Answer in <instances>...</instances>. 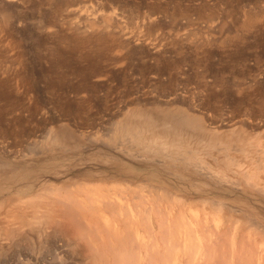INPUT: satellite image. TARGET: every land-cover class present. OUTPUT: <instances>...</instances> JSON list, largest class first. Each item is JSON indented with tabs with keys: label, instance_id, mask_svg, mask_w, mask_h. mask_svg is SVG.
Instances as JSON below:
<instances>
[{
	"label": "rangeland",
	"instance_id": "374dc122",
	"mask_svg": "<svg viewBox=\"0 0 264 264\" xmlns=\"http://www.w3.org/2000/svg\"><path fill=\"white\" fill-rule=\"evenodd\" d=\"M186 114L199 124L180 126ZM126 129L142 142L148 130L177 131L197 155L193 164L208 169L158 160ZM88 190L113 207L79 208L74 220L88 218L83 226L72 222L77 206L61 200L89 204ZM141 204L165 218L171 211L183 226L171 214L160 223L137 217V226L126 209ZM156 225L179 230L177 246L193 230L196 255L184 264L202 257L190 243L196 236L223 253L212 264H228L233 248L264 256V0H0V264H95L122 238L135 247V229L150 245L163 241L168 232ZM179 246L160 248L170 257L158 258L180 259Z\"/></svg>",
	"mask_w": 264,
	"mask_h": 264
},
{
	"label": "bare ground",
	"instance_id": "6f19581e",
	"mask_svg": "<svg viewBox=\"0 0 264 264\" xmlns=\"http://www.w3.org/2000/svg\"><path fill=\"white\" fill-rule=\"evenodd\" d=\"M75 1V0H74ZM57 7V6H56ZM58 9V8H57ZM182 114V113H181ZM147 120V119H146ZM201 120V119H200ZM199 117H196V116H194V115H189V114H186V116H182L181 118H179L178 120H176V122L181 126V125H183L184 123H189V124H191V125H193V128L195 127V124H199ZM169 122H170V120H169ZM169 122H167V120H165V121H162V124L163 125H169ZM174 122V121H173ZM168 123V124H167ZM175 123V122H174ZM161 125V124H160ZM163 127V126H162ZM173 127V126H172ZM127 128H129V127H127ZM191 128H192V126H191ZM168 129V128H167ZM177 129H178V127H177ZM197 129H199V131H201L202 132V130H204L200 125H198V128ZM121 130H122V128H121ZM120 130V131H121ZM181 130V129H180ZM194 130H196V129H194ZM169 131V130H168ZM175 131V130H174ZM184 131V130H183ZM126 132H127V134H128V136L130 135L132 138H130V140L131 139H133L135 142L134 143H137V145H138V143L139 144H141V146H142V148H141V150H144V148H145V150L146 149H148L147 151H148V153H149V151L152 153H149V154H151L152 156L154 155V156H156V157H158V160H159V157L160 158H163V159H165L166 161H171L170 163H172V162H174V161H177V162H181V165H182V163H183V165H185V164H187V165H192V167L194 166V165H196V166H194V167H196V170L195 171H197L198 169H199V171L198 172H200V169H202V170H204L207 166H205V168L203 167V165H202V163H199V164H193V163H195V162H197V155H196V153L194 152V150L193 149H191V147H190V145H189V143H183L182 142V140L179 138L180 136H178V134H177V131H176V133H172V136L170 137V135H171V133H167V134H165V132L164 131H162V132H159V131H157V134H155L156 133V131H155V133H154V130H152L151 132H150V130H148L147 132H148V134H149V139H148V141L145 139V141H141V140H143L144 138H145V136L144 137H142L141 136V134L139 133V131H137L136 129H126ZM159 132V133H158ZM166 132H167V130H166ZM160 133H162V134H160ZM179 134H181L180 132H179ZM206 136V135H205ZM109 138H111V137H109ZM117 138V137H116ZM121 138V137H120ZM126 138V137H125ZM124 138V139H125ZM128 138V137H127ZM141 138H143V139H141ZM123 139V138H122ZM123 139V140H124ZM129 139V138H128ZM109 140V139H108ZM121 140V139H120ZM129 140V141H130ZM139 141H141V143L139 142ZM147 141V142H146ZM145 142V143H144ZM217 142V141H216ZM215 142V144H217ZM118 143H120V142H118ZM126 143V142H125ZM107 144V143H106ZM110 144V143H109ZM127 144H129V143H127ZM117 145V144H116ZM134 146V145H133ZM117 147V146H116ZM111 148V147H110ZM222 148H227V147H222ZM131 149V148H130ZM144 150V151H145ZM136 152V151H135ZM132 153V152H131ZM145 153V152H144ZM138 156V155H137ZM153 158V157H152ZM155 159H157V158H155ZM152 160V159H151ZM201 160V159H200ZM199 159H198V161H200ZM179 162V163H180ZM178 163V164H179ZM203 163H204V161H203ZM177 164V167L179 166ZM169 165V164H168ZM180 165V166H181ZM182 165V166H183ZM204 165H207V163H205ZM190 167V166H189ZM204 168V169H203ZM260 168V167H259ZM207 169H208V167H207ZM207 169H206V171H207ZM262 169H263V167H262ZM250 184V183H249ZM249 186V185H248ZM250 187V186H249ZM251 187H252V185H251ZM61 190V189H60ZM157 190V189H156ZM76 191V190H75ZM158 191V190H157ZM43 192V191H42ZM51 192V191H50ZM56 192H58V191H56ZM55 192V193H56ZM74 192V191H73ZM82 192H86V191H82ZM101 192V191H100ZM100 192H98V190H94V191H92V190H88L87 191V197H88V203L89 204H87V203H85V200L84 199H82V200H80L81 198L79 197H77L79 200L78 201H76L75 200V197L74 198H72V196L70 197L69 195H67V196H69V197H67V196H65L66 198H68V199H66L64 196V200H61L60 198V200H61V202L63 203L64 201H69V203H70V201H71V204L70 205H68V206H73L74 204V206L77 208H75V212H76V214H77V211H78V209L79 208H81V209H83V210H86V211H91V210H94V209H92V207L93 208H95V206H97V207H103V206H106L108 209H110V208H112L113 206H111L110 207V205L111 204H109V202L111 201H109V202H107V200H109V198H107V196H106V194L105 193H100ZM44 193H46V192H44ZM59 193V192H58ZM135 193H137L136 191L134 192V194ZM51 194V193H50ZM71 194V193H70ZM79 194V193H78ZM93 194V195H92ZM138 194V193H137ZM167 194V193H166ZM53 195H55V194H53ZM80 195V194H79ZM82 195V194H81ZM133 195V194H132ZM132 195H130V196H132ZM140 195V194H139ZM159 195V194H158ZM162 195H165V194H162ZM48 196V195H47ZM136 196H138V195H136ZM165 196H167V195H165ZM37 197V196H36ZM40 197V196H39ZM84 197H86L85 195H84ZM112 196H110V198H111ZM134 197V196H133ZM141 197V196H140ZM161 197V196H160ZM169 197V196H168ZM174 197V196H173ZM172 196H171V198L172 199H174ZM30 198V197H29ZM46 198V197H45ZM58 198V197H57ZM62 198V197H61ZM135 198V197H134ZM142 198H143V196H142ZM40 199V198H39ZM41 199H43V198H41ZM132 199V198H131ZM137 199V198H136ZM140 199V202H141V198H139ZM167 200H168V198H166ZM179 199V198H178ZM46 200V199H45ZM121 200V199H120ZM143 200H145V202L147 201L148 202V200H146L145 198H143ZM29 201V200H28ZM137 201V200H136ZM136 201H134V203L136 202ZM152 201V200H151ZM171 202H172V200H170ZM169 201V202H170ZM58 202V201H57ZM60 202V201H59ZM60 202V203H61ZM73 202V203H72ZM83 202H84V204H83ZM87 202V201H86ZM28 203V202H27ZM32 203V202H31ZM30 203V204H31ZM44 203H46V202H44ZM61 203V204H62ZM65 203V202H64ZM69 203H67V204H69ZM110 203H112V202H110ZM118 203V207L120 208V206H119V202H117ZM131 203H133V201L131 202ZM137 203V202H136ZM141 203H144V201L143 202H141ZM151 203V202H150ZM154 204H155V202H153ZM158 203H159V199H158ZM21 204V203H20ZM99 206H98V205ZM102 204V205H101ZM168 204V203H167ZM166 204V205H167ZM23 205V204H22ZM25 205V204H24ZM113 205V204H112ZM126 205V204H125ZM138 205V204H137ZM137 205L134 207V205L133 206H131V209H130V212L129 211H127L128 209H126V212H128L129 214L127 215V216H130L132 219H133V222L135 223V219L137 220V219H139L140 217L142 218V217H144L145 216V218L146 219H152V217L153 218H155L156 219V221L155 222H159L160 220L162 221V218H164V221L168 218H170L171 219V217H173L172 216V214L170 213L171 211H169L168 212V216H167V214H166V216H167V218H165V215H164V213H162V211L160 210V207H159V209H156V208H158V207H155V209H153L152 210V208H150V206H144V207H142V204L141 205H139L141 208L139 209V210H137ZM153 205V204H152ZM157 205V203L155 204V205H153V206H156ZM171 204H169L168 205V209H169V206H170ZM26 206V205H25ZM68 206H65V205H63L62 207L65 209V212H63L64 214L66 213L67 214V210H69V208H67ZM160 206V205H159ZM101 207V208H102ZM124 207V206H123ZM146 207V208H145ZM149 207V208H148ZM165 207V206H164ZM34 208V207H33ZM73 208V207H72ZM71 208V209H72ZM91 208V209H90ZM125 208V207H124ZM143 208V209H142ZM67 209V210H66ZM80 209V211L82 212V210ZM87 209H89V210H87ZM114 209V208H113ZM113 209L111 210V211H113ZM115 209H117V208H115ZM121 209V208H120ZM58 210V209H57ZM73 210V209H72ZM103 210H106L105 209V207H104V209ZM156 210V211H155ZM162 210H164V209H162ZM166 210V209H165ZM61 211H63V210H61ZM85 211V212H86ZM110 211V212H111ZM167 211V210H166ZM97 212H99V211H97ZM121 212H123V210L121 211ZM164 212V211H163ZM62 213V212H61ZM91 213V212H90ZM95 213H96V211H95ZM124 213V212H123ZM163 215H162V214ZM176 213V212H175ZM75 214V217L73 218L72 217V215L70 214H68L70 217H72V222L74 221V223H79L80 224V221L82 222V220H78L77 222L75 221L76 220V216H78V214H79V212H78V214L76 215ZM102 214V213H101ZM118 214V213H117ZM125 214V213H124ZM171 214V217H169V215ZM178 214V213H177ZM194 214V213H193ZM56 215V214H55ZM60 215H62V214H60ZM88 215H89V213H88ZM95 215H99V214H95ZM113 215V214H112ZM122 215V214H121ZM141 215V216H140ZM163 217H162V216ZM178 215H180V214H178ZM74 216V215H73ZM105 216H106V214H105ZM176 216V215H175ZM174 216V217H175ZM181 216V215H180ZM179 216V217H180ZM50 217V216H49ZM79 217V216H78ZM129 217V218H130ZM137 217H139V218H137ZM161 217V218H160ZM173 217V218H174ZM177 217V219H179L178 218V216H176ZM175 217V218H176ZM191 217H193V215L191 216ZM103 218V217H102ZM172 218V219H173ZM175 218H174V220H175ZM180 218H182V217H180ZM183 218H184V216H183ZM52 219H54V217L52 218ZM51 219V220H52ZM75 219V220H74ZM83 219V218H82ZM88 219V218H87ZM87 219H85L84 221V223H82V224H80V225H83V224H88V221H87ZM104 219V218H103ZM105 219H107V217L105 218ZM105 219H104V221H103V224L105 223V222H108V221H105ZM110 219V218H109ZM154 219V220H155ZM176 219V220H177ZM192 219V218H191ZM47 220H49V218L47 219ZM57 220V219H56ZM140 220V219H139ZM144 220V219H143ZM142 220V221H143ZM174 220H173V222H174ZM186 220V219H185ZM197 220V219H196ZM201 220V219H200ZM55 221V220H54ZM112 221V220H111ZM141 221V220H140ZM149 221V220H148ZM170 221V220H169ZM179 222H180V219L178 220ZM182 221V220H181ZM56 223H57V221H55ZM129 222V221H128ZM128 222H127V224H128ZM139 222V221H138ZM137 222V223H138ZM163 222V221H162ZM165 222H167V221H165ZM172 222V221H171ZM185 222V221H184ZM205 222V221H204ZM132 223V222H131ZM137 223H135V224H137ZM160 223V222H159ZM159 223H156L157 225L159 224ZM169 224H170V222H168ZM168 223H166V224H168ZM182 222H180V224H181ZM200 223H203V222H200ZM58 224V223H57ZM75 225V226H78V225ZM108 223H106V225H107ZM111 224V223H110ZM133 224V223H132ZM135 224H133V227L135 226L136 227V225ZM141 226H142V224L141 223H139ZM146 224L148 225V222H146ZM165 224V225H166ZM179 224V223H178ZM184 224H186V222L184 223ZM197 223H195V225H196ZM257 224V223H256ZM91 225V224H90ZM130 225V224H129ZM139 225V226H140ZM156 225V226H157ZM173 225V224H172ZM172 225H169V226H172ZM175 225V224H174ZM182 226H183V224H181ZM194 225V226H195ZM84 226V225H83ZM92 226V225H91ZM90 226V227H91ZM94 226V225H93ZM92 226V227H93ZM137 226H138V224H137ZM162 227H160V225L159 226H157L158 227V230L161 228L162 229V231H160V233H162L163 231H165V232H168V234L169 233H171V232H169V231H173V228H172V230H165V229H163V225H161ZM169 226H167L166 228L168 229H170V227ZM177 226V225H176ZM179 226V225H178ZM178 226L176 227V228H178ZM184 226H186V225H184ZM190 226V225H189ZM189 226H188V228H189ZM107 227H109L108 225H107ZM133 227H132V229H133ZM145 227V226H144ZM143 227V228H144ZM174 227V226H173ZM197 227V226H196ZM257 227V226H256ZM42 228V227H41ZM79 228V226L77 227V229ZM104 228V227H103ZM139 228H141V227H139ZM143 228H141V229H143ZM184 228V227H183ZM188 228L186 229V230H188ZM191 228V227H190ZM230 228H231V226H230ZM83 229H85V228H83ZM101 229V228H100ZM107 229V228H106ZM130 229V228H129ZM149 229V228H148ZM194 229V228H193ZM79 230V229H78ZM82 230V229H81ZM145 230V229H144ZM176 230V229H175ZM174 230V231H175ZM178 230V229H177ZM176 230V231H177ZM180 230H181V228H180ZM182 230H184V229H182ZM185 230V232L187 233V231ZM190 230H192V229H190ZM215 230V229H214ZM217 230V229H216ZM11 231V230H10ZM93 231H95L96 232V234H98L99 233V231L97 232V229L95 230V227H93ZM132 230H130V232H131ZM135 232H134V234L135 235H133L132 234V236H134V237H136L139 241L137 242V240H136V244H135V247H136V245L137 244H139V242H141V244L140 245H138L137 246V248H135L134 246H132V245H134V244H130L131 245V248L132 249H130L131 251H132V253H134L135 251V249H138V248H142L143 250H145V255L144 254H142V253H139V251L141 250H139V251H137V253L135 252V256H134V261H133V256L131 255L132 253H130V250L128 249L129 248V243L128 244H126V245H129L128 246V248L125 246V243L123 244V240H124V238H122L123 240H120V241H122L121 242V245H120V249L118 248V246H119V244L118 243H120V242H116L118 245L116 246H114V249H112V248H110V244L108 245L109 246V248H108V250L110 251H112V252H109L108 250L107 251H105V249L108 247H105L104 246V251H102V253L101 254H99V256L97 257V259L96 260H93L94 262H95V264H129L131 261L134 263V264H181V263H187L188 261H192L193 259H194V257H195V255L196 254H193V252H191L192 253V255H190L189 254V249H190V251H191V248H192V246H188L189 245V238H190V236L192 235V237H193V235L195 234V233H193L192 234V232H193V230H192V232H191V234H190V236H189V234L187 233V234H185V235H188V236H186L187 238H185L186 239V241H185V239L184 238H182L181 237V240L179 239V241H181V243H179L180 244V246L182 247V250H183V252H185L184 254L182 253V255H179V256H176V257H180V259H178V258H173V259H171L170 261H169V259H168V262L169 263H167L166 261H167V259L166 260H164L163 258L164 257H168L169 255L167 254V256H165L164 254H161V253H164V252H168V250L166 251V249H172V247H174L175 246V248H177L178 246H179V244H178V246L175 244L176 243V241H178V237L180 236V235H178V233H180L179 232V230L176 232L177 233V235H176V233L175 232H172L171 233V235L174 233L175 234V236L173 237V235L171 236L170 235V237H172V238H170V241H171V239L172 240H174L175 239V242L173 243V241H169V240H167V241H169V242H166L165 240H166V238L167 237H165L166 235H168V234H166V233H162L163 235H165L164 237H162L163 238V241H165V242H163V241H161L160 240V242H162V245H160L161 243L159 242V240H157V237L155 236L154 237V239L152 238V236H151V238L154 240V241H152L153 243L150 245V243L151 242H148L149 243V245H148V243L147 242H145L144 240V237L143 236H141V234H140V232H138V230H134ZM146 231H147V229H146ZM79 232V231H78ZM94 232V233H95ZM105 232H107V230H105ZM111 230H110V234H109V237L110 236H112V234H111ZM114 233H115V235H113L111 238L113 239H116L115 238V236L117 237V234H119V233H117L116 234V231H113ZM112 232V233H113ZM120 232V231H119ZM144 232V231H143ZM152 232H153V230H152ZM151 232V233H152ZM185 232H182V233H185ZM195 232V231H194ZM211 232V231H210ZM7 233H9V232H7ZM93 232H92V236H93V234H94ZM101 233V232H100ZM108 233V232H107ZM113 233V234H114ZM124 233V232H123ZM127 233H128V230H127ZM150 233V234H151ZM156 233V232H155ZM181 233V234H182ZM213 233V235H215V236H217V234H214V232H212ZM39 234V233H38ZM90 234V233H89ZM125 235H126V233H124ZM158 234V233H157ZM162 234H160V235H162ZM211 234V233H210ZM220 234V233H219ZM8 235V234H7ZM49 235H51V234H49ZM98 235H100V234H98ZM130 235V234H129ZM159 235V236H160ZM162 235V236H163ZM183 235V234H182ZM222 235V234H221ZM147 236V235H146ZM148 236H150V235H148ZM154 236V235H153ZM169 236V235H168ZM176 236H178L177 237V240H176ZM208 236V235H207ZM206 236V237H207ZM220 236V235H219ZM219 236H217L218 238H219ZM96 236L94 235V238H95ZM119 237V236H118ZM124 237V236H123ZM127 237H128V235H127ZM127 237H125V238H127ZM192 237L190 238V240H192ZM217 237H214V239L212 238V240H210L209 238V241H210V243H213L214 245H215V242H218L217 240ZM86 238V237H85ZM100 238H102L101 237V235H100ZM100 238H98V240H97V242L98 241H100ZM119 238H121V236L119 237ZM150 238V237H149ZM160 238V237H159ZM161 238V239H162ZM216 238V239H215ZM88 239L89 240H91V237L89 236L88 237ZM108 239V238H107ZM106 239V240H107ZM131 239V238H130ZM165 239V240H164ZM184 239V240H183ZM196 239L198 240V241H196L195 240V237H194V239H193V241H191L190 243L191 244H195V245H197L201 250V252H199V253H197V254H202L201 256L204 258L205 256H208V257H206V258H208L207 260H206V258H204L205 259V262H203V258L202 257H200V255H198V257H200V258H198L200 261H198V260H196V258H195V262L197 263V264H210V262H211V264L213 263L211 260L213 259V257L215 258L217 255H215L216 254V252H217V249H216V247H213V246H211L212 244H207V246L209 247V248H214V250L216 249V251H212V249H209L211 252H212V254H210V253H208V254H210V257H209V255L208 254H206V252L205 251H207V252H209V250L206 248L207 246H206V244H205V241H200L199 240V237L198 236H196ZM203 240H204V238H202ZM207 239V240H208ZM82 240V239H81ZM102 241H103V239H101ZM110 240V239H109ZM132 240H133V237H132ZM147 240H149V239H147ZM151 240V239H150ZM149 240V241H150ZM183 240V241H182ZM214 240V241H213ZM92 241V240H91ZM86 242V243H88L86 246H87V248L89 247V249L91 250V251H93V247H95V245L93 246V244H91L90 245V243H93V242ZM113 241V240H112ZM117 241H118V239H117ZM128 241V240H127ZM130 241V240H129ZM188 241V242H187ZM208 241V242H209ZM213 241V242H212ZM233 241V240H232ZM96 242V241H95ZM108 242V241H107ZM133 242V241H132ZM192 242H196V243H192ZM204 242V243H203ZM221 242V241H220ZM111 243V242H110ZM113 243H114V241H113ZM172 243V244H171ZM207 243V242H206ZM108 244V243H107ZM115 244V243H114ZM190 244V245H191ZM204 244H205V248H204ZM220 244V243H219ZM241 244V243H240ZM216 245H217V243H216ZM215 245V246H216ZM239 245V244H238ZM100 246V245H99ZM111 246H112V243H111ZM160 246V247H159ZM177 246V247H176ZM179 246V247H180ZM225 246V245H224ZM245 246V245H244ZM79 247V246H78ZM92 247V248H91ZM98 247V246H97ZM190 247V248H189ZM217 247H219V246H217ZM118 250H117V249ZM127 248V249H126ZM150 248V249H149ZM155 248V249H154ZM160 248H164L165 249V251H163V252H161V253H159L158 252V250H160ZM188 250H187V249ZM231 248V247H230ZM244 248V247H243ZM247 248V247H246ZM95 249V248H94ZM155 251H154V250ZM163 249V250H164ZM179 249L180 248H178V250L176 249V251H179ZM193 249V248H192ZM205 249H207V250H205ZM219 249V248H218ZM239 249H240V246H239ZM241 249H242V244H241ZM245 249V248H244ZM248 249V248H247ZM245 250L246 252L248 251V250ZM255 249V248H254ZM129 250V251H128ZM149 250H151L150 252H149ZM157 250V251H156ZM182 250L180 249V251L182 252ZM193 250H195V249H193ZM192 250V251H193ZM197 250V249H196ZM195 250V251H196ZM220 250V249H219ZM250 250V249H249ZM253 250V249H252ZM251 250V251H252ZM127 251L129 252V253H127ZM134 251V252H133ZM148 251V252H147ZM228 251V250H227ZM243 251V250H242ZM95 252V251H94ZM180 252V253H181ZM187 252H188V254H187ZM224 252V251H223ZM245 252V253H246ZM255 252V251H254ZM257 252V251H256ZM96 253L98 254V253H100V252H98V251H96ZM151 253V254H150ZM203 253H205V254H203ZM218 254H220L219 252H217ZM230 253V251H228V254ZM248 253V252H247ZM246 253V254H247ZM157 254H161V255H164V257H159L158 258V255ZM170 254H172L171 252H170ZM235 254H236V252H235V249L233 248L232 249V251H231V256L229 257L228 256V258H230V261H227L228 262V264H234V263H237V264H240V263H238L237 261H235V260H237L238 258H236L237 256H239V255H237V256H235ZM246 254H245V257H241V256H243L242 254L239 256V257H241L242 259H244V258H246V261H247V259L249 260V259H251L252 261L250 262V263H246V261L244 260V264H263L264 263V256H258L257 258H255L254 260L252 259L253 257H251L250 255V257L247 255V257H246ZM252 254H254V253H252ZM251 254V255H252ZM257 254V253H256ZM264 254V253H263ZM130 255V256H129ZM175 255H178V252H175L174 253V256ZM205 255V256H204ZM226 255V254H225ZM255 255V254H254ZM254 255H252V256H254ZM220 256H223V253H222V255H220ZM220 256L218 255V257L220 258ZM234 256H235V258H234ZM256 256V255H255ZM254 256V257H255ZM132 257V258H131ZM170 257V256H169ZM193 257V258H192ZM218 257H216V258H218ZM131 258V259H130ZM162 258V259H161ZM171 258H172V256H171ZM226 258V257H225ZM192 259V260H191ZM235 259V260H234ZM241 259V264L243 263L242 260ZM164 260V261H163ZM201 260H202V262H201ZM226 260H227V258L225 259V263H226ZM215 261V260H214ZM223 261H222V264H223ZM235 261V262H234ZM238 261L240 262V259H238ZM93 262V263H94ZM207 262H209V263H207ZM215 262H217V261H215ZM247 262H249V261H247ZM130 264H132V263H130ZM216 264V263H215ZM227 264V263H226Z\"/></svg>",
	"mask_w": 264,
	"mask_h": 264
}]
</instances>
